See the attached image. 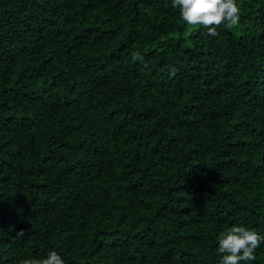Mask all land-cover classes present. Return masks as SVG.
<instances>
[{
    "label": "trees",
    "instance_id": "trees-1",
    "mask_svg": "<svg viewBox=\"0 0 264 264\" xmlns=\"http://www.w3.org/2000/svg\"><path fill=\"white\" fill-rule=\"evenodd\" d=\"M236 2L211 37L172 0H0V264H220L227 228L264 236V0Z\"/></svg>",
    "mask_w": 264,
    "mask_h": 264
},
{
    "label": "clouds",
    "instance_id": "clouds-1",
    "mask_svg": "<svg viewBox=\"0 0 264 264\" xmlns=\"http://www.w3.org/2000/svg\"><path fill=\"white\" fill-rule=\"evenodd\" d=\"M172 7L179 8L182 21L188 26L202 25L207 35H219L217 28L225 25L237 27L240 20V8L236 0H172ZM133 59L143 61V56L133 53ZM17 238H23V230L17 232ZM264 243V236L244 226L233 225L222 233L218 240V252L222 254L220 264H241L255 260V250ZM20 264H65L56 252L49 251L46 258H28Z\"/></svg>",
    "mask_w": 264,
    "mask_h": 264
}]
</instances>
